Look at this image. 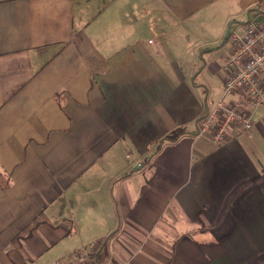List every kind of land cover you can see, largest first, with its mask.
<instances>
[{"label":"crops","instance_id":"1","mask_svg":"<svg viewBox=\"0 0 264 264\" xmlns=\"http://www.w3.org/2000/svg\"><path fill=\"white\" fill-rule=\"evenodd\" d=\"M257 2L0 0V264H264V104L198 128Z\"/></svg>","mask_w":264,"mask_h":264},{"label":"built area","instance_id":"2","mask_svg":"<svg viewBox=\"0 0 264 264\" xmlns=\"http://www.w3.org/2000/svg\"><path fill=\"white\" fill-rule=\"evenodd\" d=\"M228 41L222 92L198 119L199 133L209 132L218 144L234 127L250 132L254 112L264 104V21L248 18L244 29L230 28ZM100 247L95 241L82 245L54 264H103Z\"/></svg>","mask_w":264,"mask_h":264},{"label":"trees","instance_id":"3","mask_svg":"<svg viewBox=\"0 0 264 264\" xmlns=\"http://www.w3.org/2000/svg\"><path fill=\"white\" fill-rule=\"evenodd\" d=\"M255 10L264 13V0H258ZM185 132V129L182 127H178L174 130H172L169 134H167L163 140L167 141H176L183 133ZM105 245V243L102 242V247ZM101 247V248H102ZM101 261V259H100Z\"/></svg>","mask_w":264,"mask_h":264},{"label":"rangeland","instance_id":"4","mask_svg":"<svg viewBox=\"0 0 264 264\" xmlns=\"http://www.w3.org/2000/svg\"><path fill=\"white\" fill-rule=\"evenodd\" d=\"M207 20H208V19H207ZM207 20H205V21H207ZM205 21H204V22H205ZM210 21H211V20H210ZM198 31H200V33H204L205 35L211 33V31L209 30V28H208V27H205V25H204V26H200V27L198 28ZM194 39H195V38H194ZM227 45H228V42L225 44V46H227ZM225 46H224V47H225ZM224 54H225V50H224V49H218V50L216 51V53H213V54H212V56L214 57L213 59H214L215 61H222ZM207 57H208V59H209V58L211 57V54L208 55ZM208 73H209V72H208Z\"/></svg>","mask_w":264,"mask_h":264},{"label":"water","instance_id":"5","mask_svg":"<svg viewBox=\"0 0 264 264\" xmlns=\"http://www.w3.org/2000/svg\"><path fill=\"white\" fill-rule=\"evenodd\" d=\"M229 32H230V27L227 28L226 36H225V38H224V40H223V43H225V42L227 41V39H228V37H229Z\"/></svg>","mask_w":264,"mask_h":264}]
</instances>
